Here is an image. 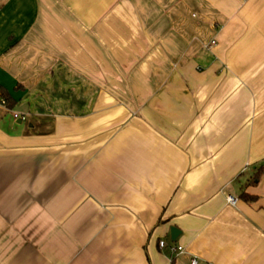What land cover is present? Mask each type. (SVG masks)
<instances>
[{"label": "crops", "instance_id": "crops-1", "mask_svg": "<svg viewBox=\"0 0 264 264\" xmlns=\"http://www.w3.org/2000/svg\"><path fill=\"white\" fill-rule=\"evenodd\" d=\"M262 165L264 0H0V264H264Z\"/></svg>", "mask_w": 264, "mask_h": 264}, {"label": "trees", "instance_id": "trees-1", "mask_svg": "<svg viewBox=\"0 0 264 264\" xmlns=\"http://www.w3.org/2000/svg\"><path fill=\"white\" fill-rule=\"evenodd\" d=\"M6 100H7V103L9 104L10 100H9L8 96H6ZM262 177H264V165L259 167L258 170L254 173V175L250 178L249 184H253V185L257 184L261 180ZM241 198L247 202H252V201H255L257 199L256 196L251 195V194L247 193L246 191L242 192Z\"/></svg>", "mask_w": 264, "mask_h": 264}, {"label": "built area", "instance_id": "built-area-1", "mask_svg": "<svg viewBox=\"0 0 264 264\" xmlns=\"http://www.w3.org/2000/svg\"><path fill=\"white\" fill-rule=\"evenodd\" d=\"M215 43L216 42L213 40L211 43L208 44V46L213 47ZM14 116L16 118L20 117L18 113H15ZM228 201L232 205H235L237 203V199L234 198L233 196H229L228 197ZM160 246L161 247H165L166 246V242L165 241H160ZM172 250L175 253H177V254H183V253H185V248L183 246H181V245H175L174 247H172ZM191 264H200V261H199V259L197 257L194 256L191 259Z\"/></svg>", "mask_w": 264, "mask_h": 264}, {"label": "water", "instance_id": "water-1", "mask_svg": "<svg viewBox=\"0 0 264 264\" xmlns=\"http://www.w3.org/2000/svg\"><path fill=\"white\" fill-rule=\"evenodd\" d=\"M180 230L177 228V227H172L171 228V237H172V240L173 241H176L177 240V238L179 237V235H180Z\"/></svg>", "mask_w": 264, "mask_h": 264}]
</instances>
